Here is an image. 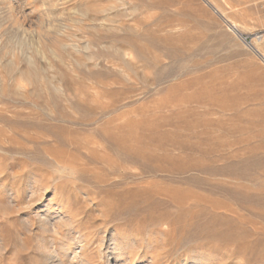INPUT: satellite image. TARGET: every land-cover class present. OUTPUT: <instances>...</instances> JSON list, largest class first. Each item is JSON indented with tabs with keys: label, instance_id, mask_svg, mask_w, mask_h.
<instances>
[{
	"label": "rangeland",
	"instance_id": "374dc122",
	"mask_svg": "<svg viewBox=\"0 0 264 264\" xmlns=\"http://www.w3.org/2000/svg\"><path fill=\"white\" fill-rule=\"evenodd\" d=\"M261 55L264 0H0V264H264Z\"/></svg>",
	"mask_w": 264,
	"mask_h": 264
},
{
	"label": "bare ground",
	"instance_id": "6f19581e",
	"mask_svg": "<svg viewBox=\"0 0 264 264\" xmlns=\"http://www.w3.org/2000/svg\"><path fill=\"white\" fill-rule=\"evenodd\" d=\"M232 24V23H231ZM232 26V29L235 31V32H237L238 33V30H237V28H236V26H234V24L233 25H231ZM262 56V55H261ZM262 58V60L264 61V57L262 56L261 57ZM28 209V208H27ZM48 211V210H47ZM35 214V213H34ZM36 214H37V212H36ZM38 215V214H37ZM37 217V216H36ZM43 220V219H42ZM45 221V220H44ZM49 224H50V222H49ZM47 226H49V225H47ZM53 251V250H52ZM51 254V253H50ZM50 257V256H49ZM52 257V256H51ZM50 257V258H51ZM50 264H55L54 263V261L53 262H51Z\"/></svg>",
	"mask_w": 264,
	"mask_h": 264
}]
</instances>
